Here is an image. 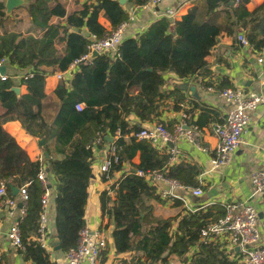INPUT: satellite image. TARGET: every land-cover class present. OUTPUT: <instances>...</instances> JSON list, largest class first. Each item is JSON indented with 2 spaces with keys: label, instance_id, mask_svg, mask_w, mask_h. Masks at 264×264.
Listing matches in <instances>:
<instances>
[{
  "label": "trees",
  "instance_id": "obj_1",
  "mask_svg": "<svg viewBox=\"0 0 264 264\" xmlns=\"http://www.w3.org/2000/svg\"><path fill=\"white\" fill-rule=\"evenodd\" d=\"M234 1L202 0L182 15L174 27L168 18L158 19L138 38H125L117 54H101L91 62L81 63L70 87L60 82L54 96H50L46 93L48 73L66 71L88 51L92 35L104 37L128 21L130 14L120 0H96L84 3L79 12L70 13L64 21L54 22L53 9L60 0H28L26 7L32 24L41 34L0 35V58L8 57L11 64L34 71L33 77L21 83L27 89L22 94L11 89L13 80L0 81V181H7L10 194V184L18 187L27 184L30 195L21 223L24 249L20 253L25 260L57 264L35 239L43 210L44 190L38 178L43 163L32 159L4 128L3 124L12 120L20 121L30 136L45 137L48 153L54 148L60 155L46 159V165L48 179L56 192L49 209L62 252L78 245L79 233L86 226L93 178V152L88 145L97 133L105 141L107 136L113 139L119 133L114 143L120 148L122 162H128L131 169L110 185L113 197L109 190H104L100 197L103 211L115 223L116 252L133 254L131 260L124 259L118 264H168L172 257H179L181 264H234L218 246L200 242L204 225L225 217L227 205L215 202L191 211L181 200L174 199L175 211L165 215L161 210L168 200L157 192V186L137 173L160 170L166 177L196 187L200 185L199 167L184 161L170 164V151H161L135 134L126 137L131 129L129 115L135 113L141 121L159 118L163 106H167L164 101L180 91L178 85L174 90L164 89L167 72L173 71L181 79L200 72L209 74L212 48L220 37L233 36L239 29L245 31L255 48L264 45V1L254 9L248 7L252 0H240L238 4ZM128 2L143 5L147 0ZM5 11L6 0H0L3 18ZM102 11L111 23L110 28L99 21ZM230 86L228 80H223L219 87ZM80 102L85 104L82 110L76 108ZM186 115L188 126L200 127L198 121H193L191 111ZM160 122L173 132L177 121ZM138 151L141 160L135 163L133 158ZM109 174L103 179L111 178V171ZM194 246L199 250L190 259L188 254Z\"/></svg>",
  "mask_w": 264,
  "mask_h": 264
},
{
  "label": "crops",
  "instance_id": "obj_2",
  "mask_svg": "<svg viewBox=\"0 0 264 264\" xmlns=\"http://www.w3.org/2000/svg\"><path fill=\"white\" fill-rule=\"evenodd\" d=\"M94 1L96 0H60V3L53 9V21H64L70 13L79 12L84 3ZM201 1L162 0L157 10L162 12L168 7L180 6L179 19H181L182 15L186 14L190 8ZM263 1L252 0L248 4V7L254 9ZM27 4L28 0H24L22 4L14 8L11 12L6 11L8 17L0 25V35L9 32H18L23 35L31 34L34 36L41 34V30L32 24L30 14L26 7ZM123 5L129 12L130 18L133 17L125 32L126 38H138L154 22L163 17L156 15L152 9L144 8L142 5L128 2V0ZM99 21L105 27H111V23L104 16L103 11L100 13ZM240 31L241 29L233 36L223 35L220 37L218 44L212 48L208 57L210 62L209 74L200 72L192 77L181 79L173 71L167 72L165 74L166 83L164 89L174 90L178 85L180 91L178 93L176 92L175 96L164 101L167 106H163L164 111L159 118L152 121H141L135 113L129 115L128 120L131 129L126 133V137L128 138L130 135L135 134L140 128L152 126L160 121H178L184 112L191 111L194 117L193 121H198L200 124V142L202 147L189 141L186 137H181L175 142L174 146L179 152L175 160L170 162V164L183 161L190 162L196 164L200 169V174L203 177L204 194L200 197L188 194L190 205L195 206V210L202 208L203 205H210L215 202H221L227 206L236 205L238 208L246 204L253 205L259 213L261 242L264 244V194L254 195L251 181L253 171L264 170V102L251 114L249 132L244 135L239 147L233 153L231 161L226 166L220 168H213L211 162V151L218 142L213 129L217 124L225 120L230 109L233 107V104L226 101L220 94L222 88L219 86L222 81L228 80L232 84L230 87H242L246 91H256L264 94V84L261 81L262 66L255 59L256 48L254 46L251 48L245 47L238 41L237 35ZM59 48L61 49L62 46H59ZM27 69L30 68L21 69L10 62L7 63L6 67V70L14 75V79H12L14 84L18 82V75ZM47 70L51 71V68L47 67ZM76 72L78 71L72 74L73 77ZM59 83L60 81L55 76V72H49L46 79V93L54 96V91ZM184 83L194 86L197 96L190 89H184L182 87ZM20 88V94L27 91L25 84L21 85ZM178 96H183L184 99L179 100L177 99ZM135 124H138V127ZM3 126L16 137L19 144L26 149L32 159H40L41 162L46 163V159L60 156L56 154L54 148H51V152L48 153L46 149L47 140H43L42 137L27 134L21 126L20 121H7ZM108 145L104 144L100 146L97 152H95L92 164L93 178L89 187V201L86 209V227H89L91 230L102 228L108 233V248L101 255L98 264H118L124 259L131 260L133 256L132 253L118 254L116 252L115 238L113 236L115 223L113 222V218L103 211L100 201L103 191L109 190L111 194L112 190L109 188L110 185L131 169V165L124 161L119 168L111 170L112 176L109 180L103 179V174L99 172V164L106 156ZM155 147L161 151L168 150L172 153V147L169 144H160ZM46 153H48V156ZM140 156L141 153L138 151L133 158V162L139 163L141 160ZM53 182L55 183L54 180ZM158 188L160 187L158 186ZM55 193L54 189L53 196H55ZM53 196L50 200L53 199ZM8 197L17 196L13 192L12 194L9 192L8 196L0 198V229L3 232L8 230L13 221V218L7 213L6 199ZM173 202L168 201L164 204L161 210L163 214L168 215L175 211L172 207ZM183 206L186 207L184 204ZM49 230L48 244L50 247L47 248L48 252L52 260L57 264H66V253L60 249H54L56 246L54 240L57 237L55 236V220L53 218L50 221ZM210 242L223 250L231 262H234V264H242L239 259V249L231 246L227 234L214 237ZM197 250H199L198 247L194 246L188 254V257L191 259ZM0 253V264H34L32 260H25L20 251L11 247L7 240L0 241ZM170 261L181 264L179 263V257H172ZM82 264L88 263L83 262Z\"/></svg>",
  "mask_w": 264,
  "mask_h": 264
},
{
  "label": "built area",
  "instance_id": "obj_3",
  "mask_svg": "<svg viewBox=\"0 0 264 264\" xmlns=\"http://www.w3.org/2000/svg\"><path fill=\"white\" fill-rule=\"evenodd\" d=\"M162 0H147L142 6L144 8L152 9L158 16L166 17L170 20L172 27L175 26L176 21L179 20L180 6H171L164 11L159 12L158 6ZM240 0H235L234 4H238ZM133 19L131 17L128 21L120 24L115 30L106 34L104 37L98 38L96 35L91 36V42L88 45V51L76 58L74 62L66 71H57L55 76L60 82H65L67 87H70L72 74L80 70V64L83 62H91L94 57V52L99 55L107 54L113 55L119 52V47L126 38L125 32L129 22ZM238 41L245 47H252L245 31L238 33ZM255 59L258 64L262 66L261 81L264 84V45L261 48H256ZM8 57L0 58V81H8L14 79V75L7 70ZM5 69L3 70V68ZM34 76L33 69H27L22 74L18 75V82L14 86H20L24 80ZM211 89V88H210ZM221 96L228 102L233 104L227 117L222 123L217 124L213 131L218 139L216 146L212 149V166L213 168H220L226 166L232 159L233 153L239 147L246 133L249 132L251 123V114L264 102V94L256 91H246L242 87H226L220 91ZM85 107L83 102L76 105L78 110ZM186 113L184 112L181 118L175 123L174 131L170 132L165 124L157 122L152 126L140 128L135 135L139 139H146L153 145L169 144V142H176L181 137H186L189 141L198 144L202 147L200 142V129L197 125L187 126ZM120 136L118 133L113 140L105 141L101 133H97L93 141L88 145L93 152V161L95 152L100 146L109 144L105 158L99 164V172L110 176L108 173L115 169L122 160L120 157V148L114 143V140ZM178 150L172 148L170 162L175 160ZM38 174V178L42 183L43 193L41 195L42 213L40 217V226L38 235L35 239L46 249L50 247L48 244V236L50 234L49 224L51 221L50 214V199L54 194V186L49 181L47 175V165L45 162ZM140 176L153 185L157 186V192L162 198L168 201L179 199L191 211H194L195 206H191L188 200V194L200 197L204 194L203 177L199 175V186H186L181 181L164 176L160 170H138ZM110 179V178H109ZM108 179V180H109ZM253 194H264V170H255L251 174ZM163 184L169 186V190L163 187ZM158 186L160 188H158ZM17 197H8L6 199V206L8 208V215L13 218L11 225L6 232L0 229V241L7 240L11 247L16 250L24 249L21 223L27 214V203L30 195L28 185L25 184L19 187ZM9 194L8 183L5 180L0 181V198L6 197ZM110 196H114L113 191L109 192ZM19 202L22 203L19 206ZM109 204H113L112 201ZM228 211L225 217L219 219L217 222L207 223L201 230L200 242L209 243L212 238L227 234L229 242L232 247H239V259L242 264H264V244L261 242V234L259 229V213L256 207L251 204L243 205L238 208L236 205H228ZM17 213V214H16ZM79 242L76 247L71 248L65 254L66 264H98L103 252L108 248V233L106 230L94 229L84 227L79 233ZM48 250V249H47ZM1 261V253H0ZM169 264H177L175 261H170Z\"/></svg>",
  "mask_w": 264,
  "mask_h": 264
},
{
  "label": "water",
  "instance_id": "obj_4",
  "mask_svg": "<svg viewBox=\"0 0 264 264\" xmlns=\"http://www.w3.org/2000/svg\"><path fill=\"white\" fill-rule=\"evenodd\" d=\"M126 0H120V3L121 4H124V2H125ZM24 2V0H6V8H7V11L8 12H11L14 8H16V7H18L20 4H22ZM233 3V2H232ZM90 35V33L88 32L87 33V36H89ZM99 55V53L98 52H94V56H98ZM5 69V67L3 68V70ZM182 87L184 88V89H190L191 91H193L194 92V94L197 96V93H195V87L194 86H190L188 83H184V84H182ZM11 89L13 90V91H15L16 93H18V94H20V91H21V88H20V86H12L11 87ZM42 139L43 140H45L46 138L45 137H42ZM107 139L109 140V141H112L113 139L112 138H110L109 136H107ZM169 145L173 148L174 146H175V143L174 142H169ZM46 155L48 156V153H46ZM164 185V187L166 188V189H170L169 188V186L167 185V184H163ZM10 187H11V189H12V192H13V194L15 195V196H17L18 195V193H19V190H20V188L18 187V186H15V185H13V184H10ZM22 205V203L21 202H19V206H21ZM54 243L56 244V246H55V250H59V249H61V246H60V239L57 237L55 240H54ZM237 249H239V247H237Z\"/></svg>",
  "mask_w": 264,
  "mask_h": 264
},
{
  "label": "rangeland",
  "instance_id": "obj_5",
  "mask_svg": "<svg viewBox=\"0 0 264 264\" xmlns=\"http://www.w3.org/2000/svg\"><path fill=\"white\" fill-rule=\"evenodd\" d=\"M6 11H7V8H6ZM6 11H5V12H6ZM7 17H8V16L5 15L4 18H3V17L0 15V21L3 22V20H4L5 18H7ZM1 24H2V23H1ZM53 111H54V110L52 109V112H53Z\"/></svg>",
  "mask_w": 264,
  "mask_h": 264
}]
</instances>
